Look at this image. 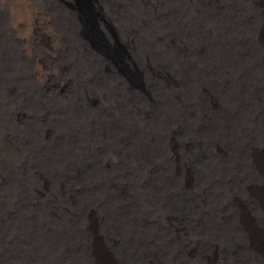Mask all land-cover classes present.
Masks as SVG:
<instances>
[{
  "label": "bare ground",
  "instance_id": "1",
  "mask_svg": "<svg viewBox=\"0 0 264 264\" xmlns=\"http://www.w3.org/2000/svg\"><path fill=\"white\" fill-rule=\"evenodd\" d=\"M13 1L25 59L0 44V141L9 145L0 153V178L7 180L0 204L9 210L69 207L76 218L68 230L38 228L30 235L27 229L9 237L0 229V264H264V252L244 243L236 202L252 184L264 188V161L252 160L257 146L264 157V0H183L175 16L178 31L157 20L146 0H91L96 30L120 48V63L99 51L71 2L63 5L75 15L82 45L76 36L66 40L52 11L31 0ZM38 28L43 34L37 38ZM74 43L84 49L90 68L83 49L73 53ZM66 48L67 60L77 64V55L83 58L89 79L82 84L75 73V93L65 109H57L36 92L61 91L69 83L61 67L42 60V54L53 58ZM36 53L41 55L31 73ZM126 70L137 73L139 84ZM30 85L38 97L29 92L21 100ZM96 91L102 101L112 100V112L102 109ZM25 100L34 109L26 121L35 112L45 124L55 113L41 144L19 128ZM93 210L102 218L106 243L95 251L92 234L82 227ZM159 214L175 216L178 225L165 224ZM29 239L35 244L24 250ZM18 254L22 260L15 261Z\"/></svg>",
  "mask_w": 264,
  "mask_h": 264
},
{
  "label": "rangeland",
  "instance_id": "2",
  "mask_svg": "<svg viewBox=\"0 0 264 264\" xmlns=\"http://www.w3.org/2000/svg\"><path fill=\"white\" fill-rule=\"evenodd\" d=\"M30 1V0H28ZM40 1V2H39ZM48 1V2H46ZM52 1H55L52 2ZM171 1V2H170ZM32 4L35 5V7H39V8H46L47 11H52L54 13V18L56 20V24L59 28L60 31H62L65 36H66V40H69L71 41V37L75 38V41H81L85 42L84 39L82 38H79L78 39V33H79V28L77 29V25L75 23V19H74V14L72 11H70L66 6L63 5V2H68L75 6L76 8L80 9L84 15V18H85V24H86V29H87V34L93 39L94 41V44L95 46L99 49L100 52L104 53L106 56H108L110 59H112L113 61L115 62H118L120 63L121 60H122V52L120 50V48L118 47H114L112 45H110L108 43V41H106L96 30V25H95V21L92 19L91 15L89 14L90 11H91V0H31L30 1ZM58 2V3H57ZM147 2V6L146 7H150L152 4L153 6V15L154 17L158 20L160 19V21H162L161 19H163V23L165 24H168V23H172L174 24V28L176 31L179 30V28H181L180 26H178V6L181 2H183V0H146ZM41 3V4H40ZM51 3V4H50ZM60 3V4H59ZM137 4V3H136ZM175 4V5H173ZM9 5V6H8ZM47 5L49 7H47ZM51 5V6H50ZM149 5V6H148ZM140 6V5H139ZM163 6V7H162ZM60 7V8H59ZM142 8H144L142 5L140 6ZM145 7V9H146ZM167 7V8H166ZM171 7V9H170ZM174 7V8H173ZM62 8V10H60ZM162 8V9H161ZM172 8H173V11H172ZM14 9H15V6H14V1L13 0H2L0 1V44H4L5 43V46H11L13 47L15 50H16V53L19 54V55H22L23 56V50H25V41H21L20 39H17V35L19 34V31L20 29L18 27H16L13 23V15H14ZM52 9V10H50ZM55 9V10H54ZM58 9V10H57ZM67 9V10H65ZM176 9V10H175ZM69 10V11H68ZM164 10V11H163ZM167 10V11H165ZM64 11V12H63ZM61 12V14H60ZM64 13V14H63ZM158 13V14H157ZM168 13V14H167ZM58 14V15H56ZM56 15V16H55ZM68 15V16H66ZM88 15V16H87ZM147 15V14H146ZM164 15V16H163ZM65 16V17H64ZM177 16V18L175 17ZM154 18V19H155ZM63 19V20H62ZM112 26L116 27L117 23L115 21V19L113 18H110V22H109ZM5 24V25H4ZM11 24V25H10ZM4 25V26H2ZM12 27V30H9L10 27ZM61 26V27H60ZM72 26H74L72 28ZM176 26V27H175ZM6 27V29H4ZM8 27V28H7ZM14 27V28H13ZM68 27V28H67ZM40 28V27H39ZM40 31H37L38 34H36V37L38 38L37 35H40L39 32L42 33V29H39ZM71 28V29H70ZM4 29V30H3ZM16 30V32H15ZM12 31V32H11ZM77 31V32H76ZM5 32V33H4ZM7 33L9 35H7ZM10 33L12 35H10ZM74 33V34H72ZM77 33V34H76ZM43 34V33H42ZM160 36L161 38H164L165 37V30L163 29L160 33ZM178 32H175V34H173V37H174V40L175 42H178L179 40V37H178ZM74 35V36H73ZM71 36V37H70ZM177 37V38H176ZM11 39V40H10ZM5 40V41H3ZM25 40V39H24ZM37 40V39H36ZM36 40L35 41H32L33 43L35 42V45H36ZM68 40V41H69ZM38 41V40H37ZM74 41V39H73ZM80 43H74V45L77 47V48H74L73 53H76L78 51L81 52V50L83 49L82 46H80ZM70 44V43H69ZM19 45V46H18ZM82 45V43H81ZM66 50V51H65ZM64 51V54H60L58 56H53V58H50L48 57V55H44L42 54L43 58L42 60H45L51 64H54L55 66H59L62 68V73L66 76H64L66 79H68V84L66 86H64V90L62 89L61 91H57V90H53L51 88H48L46 92H40L38 91L33 85H30V88L31 90H24L22 93H20V98L21 100L22 99H27L30 98L29 97V92L31 94H34L32 93V91L34 90V92H36L37 94H41L42 97L44 98H48V99H52L54 100V107H56L57 109H65L67 107V97L71 96L73 94V92L75 93V91H73V88L74 90H76V87H75V83L77 82V77L78 78H81L80 82L83 84L85 83L84 81L85 80V77L86 79L88 78L87 76H85L86 74V65H85V62L83 60V58L78 54L77 55V59L76 61H79L77 62V64H75L76 62H74L73 60L72 61H69L67 60V51L69 49H65ZM20 51V52H19ZM70 51V50H69ZM84 51V49H83ZM72 53V52H71ZM41 55V54H40ZM39 54L36 53L35 56L31 57L30 60V69H32L31 73L33 72V69L35 68V65H36V62H37V59L40 57ZM84 56L86 58V62L88 63L89 65V68H90V64H89V60L86 56V53L84 51ZM66 57V58H65ZM76 57V56H75ZM79 57V58H78ZM81 57V58H80ZM33 58V59H32ZM25 59V57H24ZM27 59V58H26ZM57 65H56V64ZM71 67V68H70ZM75 69H73V68ZM84 69V70H83ZM126 74L128 75V77H130L129 79H131V81L134 83V84H139L138 83V76H137V73L134 72V71H127L126 70ZM75 73H78V76H76ZM72 75V76H70ZM74 79H73V78ZM82 79L84 81H82ZM89 79V78H88ZM29 80H33V77H29ZM57 79H55L56 81ZM70 80V81H69ZM76 80V82H75ZM27 82V81H26ZM57 82V85H59L60 81H56ZM72 83V84H71ZM71 84V85H70ZM29 86V85H28ZM23 87H24V84H23ZM27 88V89H28ZM19 89V88H18ZM33 89V90H32ZM53 90V91H52ZM22 91V90H21ZM50 91V92H49ZM72 91V92H71ZM60 92V93H58ZM24 93V94H23ZM28 93V94H27ZM58 93V94H57ZM98 93V94H97ZM70 94V95H69ZM97 94V95H96ZM24 95V96H23ZM28 95V96H27ZM35 95V94H34ZM61 95V96H60ZM36 97H38L37 95H35ZM94 98L100 103L102 109L105 111V112H112L108 106V104L110 102H112V100L109 98V100L107 101H102V99L99 97V92L96 91V93L94 94ZM100 99V100H99ZM27 100L23 101L21 103V106H22V109H23V115L22 117L20 118V123H19V128L21 130V128H23V126L25 127L24 128V133L26 135H34V136H37L39 137L38 138V144L44 142L45 140L44 139H47L49 138L50 136V133H51V122L53 121L54 119V115L55 113H50V118H49V121H47L45 124H40L37 117L40 115V114H34L35 112H33V116H32V119L31 120H27V113L31 112V110H34L32 108V104L30 103V105H27ZM31 102L33 103V101L31 100ZM108 102V103H107ZM26 106H25V105ZM106 104V105H105ZM104 106V107H103ZM28 107V108H27ZM29 109V110H28ZM115 113V112H113ZM34 115H36L34 117ZM36 119V120H35ZM40 119V117H39ZM32 120H35V122H31ZM27 122V123H26ZM29 123V124H28ZM12 124L14 125V123L12 122ZM18 124V123H17ZM26 124V125H25ZM28 124V125H27ZM3 127V125H2ZM36 130H35V129ZM3 129H5V127H3ZM28 129H32L33 131H27ZM1 131V129H0ZM23 131V130H22ZM26 131V132H25ZM4 132V131H3ZM47 133V134H46ZM24 135V134H23ZM22 137H25L22 136ZM41 137V138H40ZM46 137V138H45ZM2 138H3V134H2ZM5 138H3V143H1L0 141V153H4V152H7L8 150V147L9 145L5 144ZM47 143V141H46ZM45 143V144H46ZM5 145V146H4ZM4 146V147H3ZM7 146V147H6ZM7 148V149H6ZM173 148H174V151H176L177 153V145L174 144L173 145ZM256 149L254 150V152H252V160L255 162V159H258L260 162H263L264 161V157H263V152H261L260 150V146H257L255 147ZM5 149V150H4ZM32 147L31 148H28L26 146H24V150L25 152L26 151H31ZM40 149V148H39ZM39 152V151H38ZM10 153V151H9ZM255 158V159H254ZM114 162H116V159L113 160ZM3 168H0V175L5 173V170L3 171L2 170ZM27 172H29V168L26 170ZM18 172H19V169H18ZM4 176V175H3ZM33 177V176H32ZM46 175L43 174L42 175V178L45 179ZM4 180L2 181V178H0L1 180V184L0 186L5 185L7 184V180H5V178H3ZM46 181V180H44ZM48 181V180H47ZM46 181V182H47ZM45 182V183H46ZM46 185L48 187H51L52 186V189H54V185H52L51 182H47ZM54 186V187H53ZM252 186V187H251ZM248 189H247V193H246V197H238L237 198V205H238V208H239V211L237 212V224L239 226V228L241 230H243L244 232V235L245 239L244 240V243L245 245L248 247V248H253L255 250H259L261 252H264V188L260 187V184H252ZM255 186V187H254ZM2 190L4 189L3 187H1ZM58 188V187H57ZM256 188V189H255ZM55 190H56V187H55ZM58 191H59V188H58ZM252 194V195H251ZM57 195H59V193H57ZM59 196H62V195H59ZM248 196V197H247ZM64 197V196H63ZM254 200H257L258 201V204L255 205L254 207L252 206V204L249 202V199H252ZM260 198V199H259ZM241 200V201H240ZM63 200L60 202L62 203ZM244 202V203H243ZM249 202V203H248ZM59 203V204H60ZM63 204V203H62ZM6 204L3 202L2 204H0V229L1 231H5L7 234L6 235H10L12 234V237H13V234H16V235H22V233L24 231H27L28 229V232H30L29 234L32 235V233L34 231V229H38V228H43V229H47V230H51L52 231V228L53 230L55 229H59V228H66L70 226V224L72 223L73 220H75V212L72 213V211L70 212L69 207H67V211L65 210L63 212V209L62 208H54V209H49V208H44V209H33L31 207H22V208H17V209H8V206H5ZM246 205V206H245ZM64 206V204H63ZM62 207V205H61ZM248 209V210H247ZM6 212H5V211ZM12 210V211H11ZM25 210V211H24ZM31 210V211H30ZM53 210H56L54 212H52ZM261 210V211H260ZM17 211V212H15ZM34 211V212H33ZM260 211V212H259ZM15 212V213H14ZM23 215H21L20 214ZM27 212V213H26ZM255 212V213H254ZM3 213V214H2ZM19 213V214H18ZM245 213V214H244ZM254 213V214H253ZM8 214V215H6ZM16 214V215H15ZM39 214V215H38ZM55 214V215H53ZM60 216H59V215ZM92 214V215H91ZM99 213L96 212V211H91L87 216H85L83 219H82V227H85V230L89 233V234H92V238L94 239L93 240V245L92 248H94V251L95 249H98L97 245L98 244H101L104 243L105 246H106V243L102 237V235L100 234V230H99V227L101 225V216L98 215ZM241 214V215H240ZM25 215V216H24ZM35 215V216H34ZM40 215L42 218H40ZM65 215V216H64ZM7 218H6V217ZM37 216V217H36ZM51 216V217H50ZM55 216V217H54ZM63 216V217H62ZM5 217V218H4ZM36 217V218H35ZM45 217V218H44ZM68 217V218H67ZM88 219H87V218ZM90 217V218H89ZM174 217V218H173ZM2 218V219H1ZM23 218V219H22ZM33 218V219H32ZM48 218V221H46ZM157 218L159 219H162L163 222H165V224L167 225H171V226H177L178 225V219L173 216V215H163V214H159L157 215ZM244 218V220H243ZM26 219V220H25ZM38 219V220H37ZM59 219V220H58ZM73 219V220H72ZM4 220L6 222H4ZM15 220V221H14ZM29 220V221H28ZM41 220H42V223H41ZM46 222H44V221ZM66 220V221H65ZM35 221V222H34ZM89 221V222H88ZM8 222V223H7ZM18 222V223H17ZM21 222V223H20ZM7 223V225H6ZM16 223V224H15ZM20 223V224H19ZM23 223V225H22ZM33 224V225H30V224ZM41 225L39 227V225ZM48 223V224H47ZM51 223V224H50ZM55 223V224H54ZM97 223V224H96ZM11 224V225H10ZM15 224V225H14ZM19 224V225H18ZM35 224V225H34ZM48 227H47V225ZM53 224V225H52ZM67 226H66V225ZM84 224V225H83ZM10 225V226H8ZM60 225V226H59ZM13 226V227H12ZM25 226V227H23ZM29 226V227H28ZM66 226V227H65ZM10 227V228H9ZM15 227H17L15 229ZM56 227H59V228H56ZM14 228V229H13ZM50 228V229H49ZM243 228V229H242ZM263 230H262V229ZM32 229V230H30ZM30 230V231H29ZM68 230V229H67ZM19 231V232H18ZM10 233V234H9ZM96 235V236H95ZM99 235V236H98ZM7 236V237H8ZM9 236V237H10ZM101 236V237H100ZM248 237V238H247ZM13 240V239H12ZM51 240V243L50 244L51 246H55L56 245V238H50ZM55 241V243H54ZM63 240L60 239L59 241V246L62 245V242ZM100 241V242H99ZM250 243V244H249ZM27 244V245H26ZM28 244H31L33 246L34 241H31V239H29L28 241H26L25 243V246H24V250L25 248L27 249H30L29 248V245ZM25 255V254H24ZM18 257V258H17ZM16 257V260L15 261H18L19 259L22 260V256L18 254V256Z\"/></svg>",
  "mask_w": 264,
  "mask_h": 264
}]
</instances>
